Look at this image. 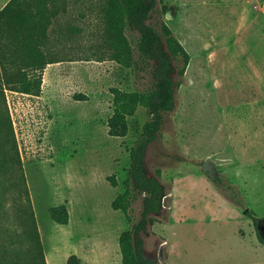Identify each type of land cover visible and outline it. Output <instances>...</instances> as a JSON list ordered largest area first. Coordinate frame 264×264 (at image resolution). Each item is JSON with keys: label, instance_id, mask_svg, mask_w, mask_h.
Masks as SVG:
<instances>
[{"label": "rangeland", "instance_id": "obj_1", "mask_svg": "<svg viewBox=\"0 0 264 264\" xmlns=\"http://www.w3.org/2000/svg\"><path fill=\"white\" fill-rule=\"evenodd\" d=\"M28 1L64 5L65 14L51 19L49 9L45 19L38 96L10 90L6 82L17 80L21 68L0 72V156L18 155L45 264H68L69 258L72 264H121L118 238L140 220L142 197L130 203L131 222L111 202L125 190L128 149L148 116L138 108L124 137L109 136L110 89H149L154 63L139 56L132 29L126 30L131 65L112 60L104 0ZM245 13L249 32L241 25ZM147 23L158 32L166 24L189 60L173 106L143 156L146 176L164 191L154 224L140 233L143 255L150 264H264V246L245 214L260 220L264 237V129L242 116L250 87L246 41L264 30V0H157ZM181 65L172 61L174 81ZM4 170L16 174L14 167ZM11 196L4 232L8 239L21 235L18 258L29 264L34 252L22 219L24 202ZM58 205L69 213L66 225L50 218L49 209ZM8 259L0 253V264Z\"/></svg>", "mask_w": 264, "mask_h": 264}, {"label": "trees", "instance_id": "obj_2", "mask_svg": "<svg viewBox=\"0 0 264 264\" xmlns=\"http://www.w3.org/2000/svg\"><path fill=\"white\" fill-rule=\"evenodd\" d=\"M13 1L11 0L0 11V16L12 5ZM156 4L157 0H104L102 7L105 41L111 51L112 60L123 67L131 65L133 61L132 45L126 35V30L132 29L139 35L136 42L139 56L154 63L151 74L152 86L149 89L144 91L110 89L112 114L106 122L109 136L124 137L129 130L128 118L132 117L138 108H143L148 116L139 138L128 149L129 169L127 178L123 183L125 190L116 195L111 202V208L115 211H121L127 221L131 222L129 215L130 203L138 197H142L140 220L133 224L131 229L123 231L118 238L121 264H150L142 252L143 241L140 233L145 230L147 225L152 226L154 224L153 215L158 214L162 207L164 191L163 186L157 179L146 176L143 167V156L148 145L157 138L163 124L164 114L169 112L173 106L176 88L180 86V78L183 77L189 60L187 52L166 24H162L160 32H158L147 23ZM39 54L38 63L22 67L17 64H2L0 59V72L5 71L6 67L21 68L17 80L14 81L13 79L10 83L6 82L11 87V91L33 96L40 94L42 71L46 63L43 60V53L39 51ZM173 60H181L182 62L181 67L177 68L176 71L179 78L177 81H174L171 76ZM30 70L34 71L33 75L28 74ZM9 167H14L16 174L6 175L4 169ZM157 175L159 176V172H157ZM107 180L112 186L117 185L114 176L108 177ZM226 188L230 191L231 197L236 203H239L237 192L230 185ZM12 191H14V194ZM11 195H16L18 199H22L21 204L24 202V205L20 204L22 219L25 218L29 249L34 252L31 255L29 264H45L43 249L17 153L14 157L4 156L2 158L0 156V253L1 255H8L9 264H21L18 258L20 248L15 244L16 241L17 244L20 240L22 241V238L19 237L21 235L14 232V236L11 234L8 239L3 227V220L6 219L5 215L8 214L5 210L6 204L9 205L7 198H12ZM245 214L252 220L258 243L264 246L260 220L252 212H246ZM49 215L51 220L59 225H66L69 221V213L64 205L51 207ZM13 244H15V247H12ZM19 245H23V243ZM71 261V258H69L67 263L72 264Z\"/></svg>", "mask_w": 264, "mask_h": 264}, {"label": "crops", "instance_id": "obj_3", "mask_svg": "<svg viewBox=\"0 0 264 264\" xmlns=\"http://www.w3.org/2000/svg\"><path fill=\"white\" fill-rule=\"evenodd\" d=\"M10 1L0 0V11ZM60 1L66 2L68 0ZM29 3L32 4L31 6H35V10L28 6ZM23 4L27 6L22 7ZM48 5L49 2L46 5L45 1L38 3V1L14 0L12 5L2 13L0 16V59L2 64L26 66L38 63L41 47L40 38L45 33L44 25L49 9H51V19L65 14L64 5H60L58 8H50ZM244 8L249 11V4L246 3ZM241 21L242 27H245L246 32H249L248 13L242 16ZM253 38L247 39V50L243 57L249 71L250 87L246 91V99L244 100L246 112L242 113V116L245 115L247 124L254 122L256 128L264 129V30L257 32ZM28 74L33 75L34 71L30 70Z\"/></svg>", "mask_w": 264, "mask_h": 264}, {"label": "water", "instance_id": "obj_4", "mask_svg": "<svg viewBox=\"0 0 264 264\" xmlns=\"http://www.w3.org/2000/svg\"><path fill=\"white\" fill-rule=\"evenodd\" d=\"M167 16H169V15L167 14Z\"/></svg>", "mask_w": 264, "mask_h": 264}]
</instances>
